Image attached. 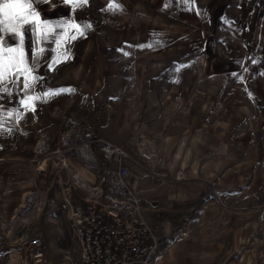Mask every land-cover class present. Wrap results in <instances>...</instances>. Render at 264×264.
I'll return each mask as SVG.
<instances>
[{
  "label": "crops",
  "instance_id": "0c3cea01",
  "mask_svg": "<svg viewBox=\"0 0 264 264\" xmlns=\"http://www.w3.org/2000/svg\"><path fill=\"white\" fill-rule=\"evenodd\" d=\"M158 1L153 8L163 7V14L151 16L152 26L138 20L139 34L112 40L117 46L106 48L102 57L91 52L77 60L63 52L64 45L90 43L92 37L70 34V9L59 0H32L37 16L21 29L23 39L0 28V60L9 55L8 49H16L18 59L19 52L31 53L18 73L8 74L11 82L0 83V234L34 182L38 118L32 94L18 96V77L26 69L22 64L37 56L43 67L72 69L79 76L74 92L96 99L98 93L112 99L121 95L120 119L109 111L104 127L96 125V99L77 96L73 107L89 109L85 123L139 161L130 163L128 181L159 240L152 264H242L243 258L231 253L264 250V229L242 228L240 217L230 226L231 210L211 196L217 191L225 204L229 189L235 198L264 189V94L259 95L264 86L257 83L264 77V63L256 67L259 60L264 62V0ZM147 26L153 34L145 32ZM37 28L44 30L37 35ZM194 29H201L197 42L202 47L196 53ZM195 58L200 67L195 68ZM149 60L153 66L147 71ZM243 75L253 82H237ZM49 86L41 85V91L48 92ZM144 153L150 158H143ZM66 159L87 185L99 182L100 165L88 168L76 153ZM82 194L67 190L74 205ZM234 209L236 220L240 209ZM38 222L45 252L64 250V241L75 236L65 213Z\"/></svg>",
  "mask_w": 264,
  "mask_h": 264
},
{
  "label": "rangeland",
  "instance_id": "374dc122",
  "mask_svg": "<svg viewBox=\"0 0 264 264\" xmlns=\"http://www.w3.org/2000/svg\"><path fill=\"white\" fill-rule=\"evenodd\" d=\"M59 1H62V3L66 4L70 9L71 20H73L70 34L74 36L92 37V40L87 41H90V43H78L69 46L64 45L63 52L69 53L72 57L75 56L77 60L87 59L91 52L96 53L97 57H102L101 54L105 52L106 48L117 46L116 43H112V40L115 41L123 35L137 36L139 34L138 20L146 19L145 21L152 26L154 22L150 21L151 16H161L163 14L161 10L163 7L153 8V5L159 4L158 0H86V2L85 0ZM174 2H172V4L175 6L176 3ZM113 3H118L119 7L111 9L109 5ZM163 4L169 5L170 3L165 2ZM138 16L140 18H138ZM151 26H147L146 29H144L147 34H153V28H151ZM34 30L38 35V32L43 31L44 29L37 28ZM183 30H185V28H183ZM194 30V50L196 53L199 52L200 47H202V44L197 42V40H201V29L199 31H197V29ZM2 51L4 53L6 52L4 49ZM24 52L25 51L19 52V54L21 56L22 53V61L25 62L27 61L26 59L28 55H31V53L27 55ZM29 61L31 62H28V64H22L23 67H26L29 71L24 72V75L18 77V84L21 85V87L18 88L21 89L18 91V96L24 98L26 94H32L34 98L33 114L35 115V118H38L34 125L35 139L39 136L42 139L41 141H43L47 147L44 148L42 152H38L37 140H35L34 157L32 162L34 168V182L32 187L23 193L19 206L22 204L23 198L27 193H33L35 199L37 200L36 211L29 220L23 221L14 226L13 220L11 219L8 221L7 226L2 229V234H0V264H20L19 253L22 249V240L26 237V233L30 235L37 229L39 226L38 221H41L42 218L52 216L57 219L65 213L68 220L72 224L63 193L72 203V200L67 195L68 189L76 188L77 191L82 190L83 193L85 192L74 183L75 179L72 174L76 176L77 173H72L69 170L70 166L65 168L61 160L62 157L67 158L74 152L66 150L64 151L63 156L59 157L58 154H55V151L58 148L60 150L66 148H64L60 140L64 133L68 132L75 124L85 123L87 121V116H89L90 112L89 109H79L73 107V102L77 100V96H81V100L85 99L87 101H89L88 99L96 98L93 94L91 98L89 97V93H77L73 91L75 87L74 83L77 84L79 76L77 77L74 75L72 69L66 68L65 66L60 69L43 67L41 60L37 56L31 60L29 58ZM250 62L252 65L253 63L255 64V61ZM147 63L148 71L152 68L153 64L151 60L147 61ZM217 63V61L213 62L215 66ZM262 63L264 62L259 60L258 66L256 64L255 65L256 67L262 68ZM249 64L250 63L247 61L248 68L246 69L248 70L250 66ZM194 66L195 68L200 67V60L198 62L195 58ZM211 78L216 80L218 79L216 76H212ZM240 81L243 83L253 82L245 75L242 76L241 80L238 79L237 82ZM9 82H11V80L6 77V80L2 83ZM25 83L32 84V86L26 88L24 87ZM46 83H50L51 86H49L50 89L48 92L43 93L41 91V85H46ZM257 83L264 86V77L260 76ZM2 94L5 95L4 92ZM43 94L47 96L46 101L48 100V103L43 101ZM141 94L150 95V93L143 92ZM260 94H264V92L259 93V95ZM98 95L99 96L97 97L95 103L97 107L94 109V118L98 120V124L96 125L104 127L107 125L105 121L109 120V111L112 112V110H114L115 115H117L120 119L122 99L121 95L115 96L113 99L109 97H100V93H98ZM259 95L258 100H262V97ZM21 111L22 115H25V106L21 107ZM90 125L93 126L91 123ZM46 135L49 136L48 139L44 137ZM68 138H70V135ZM246 157L247 156L245 155L243 158ZM79 161L82 163L81 159H79ZM66 162L68 163L67 159ZM62 189H64L65 192L62 193ZM226 194L227 202H225V204L221 201V199H219L217 191H213V195L211 196H213V200L221 206L225 205L229 208V210H231L230 218L227 220V224L233 226L235 222H239L237 217H240L242 228L257 227L258 229H264L263 188H259L258 192L256 194L254 193L253 196H250L249 194H242L237 197L238 199L235 198L236 196L231 189L227 190ZM234 208L240 209L237 210L239 212L236 213V220L234 219ZM40 228H42L41 224ZM64 244L65 248L62 251L55 252L47 249V252H45L46 264H65L67 259H74L76 257V237L74 236L69 241H64ZM231 255L235 256L236 259L243 258L242 261H244V263L242 262V264H264V250L262 249L251 253L248 248H244L241 250V253L236 252L231 253Z\"/></svg>",
  "mask_w": 264,
  "mask_h": 264
},
{
  "label": "built area",
  "instance_id": "2783aa9c",
  "mask_svg": "<svg viewBox=\"0 0 264 264\" xmlns=\"http://www.w3.org/2000/svg\"><path fill=\"white\" fill-rule=\"evenodd\" d=\"M41 140L37 141L38 152L47 147ZM60 140L66 148L56 149L59 157L71 150L86 167H101L99 182L93 186L81 179L78 181L72 174L75 185L85 191L80 204L73 205L62 191L76 237V257L67 259L65 264H152L159 240L149 227L140 199L128 181L130 163L139 161L120 145L100 136L87 123L75 124ZM141 156L150 158L145 153ZM61 160L68 168L66 158ZM148 171L153 173L151 168ZM26 234L19 263L46 264L43 233L36 229Z\"/></svg>",
  "mask_w": 264,
  "mask_h": 264
},
{
  "label": "snow or ice",
  "instance_id": "6c2138e0",
  "mask_svg": "<svg viewBox=\"0 0 264 264\" xmlns=\"http://www.w3.org/2000/svg\"><path fill=\"white\" fill-rule=\"evenodd\" d=\"M86 2V0H85ZM111 9L119 7L118 3L109 5ZM37 14L33 10L32 0H0V28L8 31L11 34L19 35L23 39L21 31L26 25L35 22ZM31 18V19H30ZM9 55L5 60H0V83L6 80L10 72L15 70L17 73L20 71V63L22 62V53L19 59L14 53L16 49H8ZM25 72L29 71L24 69ZM34 79V78H33ZM31 85L24 84V87L29 88ZM7 89H5L6 91ZM33 99L29 97V100ZM27 106V104H25Z\"/></svg>",
  "mask_w": 264,
  "mask_h": 264
},
{
  "label": "bare ground",
  "instance_id": "6f19581e",
  "mask_svg": "<svg viewBox=\"0 0 264 264\" xmlns=\"http://www.w3.org/2000/svg\"><path fill=\"white\" fill-rule=\"evenodd\" d=\"M76 178L78 181H80L79 177H76ZM36 206H37V200L35 199L34 194L27 193L23 198L22 204L18 207V209L16 210L12 218L13 223H14L13 225L16 226L23 221L29 220L32 217V215L35 213ZM33 209H34V212H33Z\"/></svg>",
  "mask_w": 264,
  "mask_h": 264
}]
</instances>
